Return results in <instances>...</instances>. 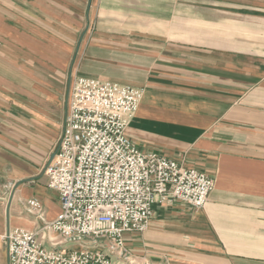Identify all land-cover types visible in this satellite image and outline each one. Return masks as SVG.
Masks as SVG:
<instances>
[{
  "label": "crops",
  "instance_id": "0c3cea01",
  "mask_svg": "<svg viewBox=\"0 0 264 264\" xmlns=\"http://www.w3.org/2000/svg\"><path fill=\"white\" fill-rule=\"evenodd\" d=\"M77 77L141 88L132 142L215 180L201 208L156 203L114 260L264 264V0H0V264L9 230L61 211L45 169Z\"/></svg>",
  "mask_w": 264,
  "mask_h": 264
},
{
  "label": "built area",
  "instance_id": "2783aa9c",
  "mask_svg": "<svg viewBox=\"0 0 264 264\" xmlns=\"http://www.w3.org/2000/svg\"><path fill=\"white\" fill-rule=\"evenodd\" d=\"M142 96L128 84L74 79L59 147L45 169L61 211L37 231L5 234L9 264H118L114 258L128 251L125 235L149 227L156 203H207L212 176L144 152L128 136ZM30 204L40 207L36 200Z\"/></svg>",
  "mask_w": 264,
  "mask_h": 264
},
{
  "label": "rangeland",
  "instance_id": "374dc122",
  "mask_svg": "<svg viewBox=\"0 0 264 264\" xmlns=\"http://www.w3.org/2000/svg\"><path fill=\"white\" fill-rule=\"evenodd\" d=\"M70 244H71V243H70ZM70 244H69V245H70ZM69 245H68V246H69ZM69 247H72V244H71Z\"/></svg>",
  "mask_w": 264,
  "mask_h": 264
},
{
  "label": "water",
  "instance_id": "95a60500",
  "mask_svg": "<svg viewBox=\"0 0 264 264\" xmlns=\"http://www.w3.org/2000/svg\"><path fill=\"white\" fill-rule=\"evenodd\" d=\"M55 156V154H53L52 158Z\"/></svg>",
  "mask_w": 264,
  "mask_h": 264
}]
</instances>
